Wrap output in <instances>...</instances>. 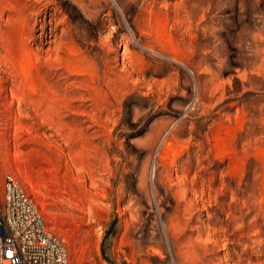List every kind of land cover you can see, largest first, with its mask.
Listing matches in <instances>:
<instances>
[{
    "label": "rangeland",
    "instance_id": "374dc122",
    "mask_svg": "<svg viewBox=\"0 0 264 264\" xmlns=\"http://www.w3.org/2000/svg\"><path fill=\"white\" fill-rule=\"evenodd\" d=\"M0 116L69 264H264V0H0Z\"/></svg>",
    "mask_w": 264,
    "mask_h": 264
},
{
    "label": "built area",
    "instance_id": "2783aa9c",
    "mask_svg": "<svg viewBox=\"0 0 264 264\" xmlns=\"http://www.w3.org/2000/svg\"><path fill=\"white\" fill-rule=\"evenodd\" d=\"M0 116V127H1ZM0 264H69L63 242L45 226L33 198L11 174L2 183Z\"/></svg>",
    "mask_w": 264,
    "mask_h": 264
}]
</instances>
